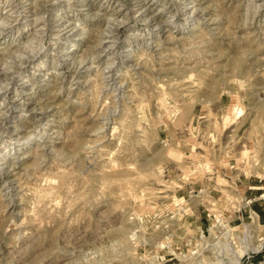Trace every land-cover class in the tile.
Returning a JSON list of instances; mask_svg holds the SVG:
<instances>
[{
  "label": "rangeland",
  "instance_id": "obj_1",
  "mask_svg": "<svg viewBox=\"0 0 264 264\" xmlns=\"http://www.w3.org/2000/svg\"><path fill=\"white\" fill-rule=\"evenodd\" d=\"M250 233L264 0H0V264H232Z\"/></svg>",
  "mask_w": 264,
  "mask_h": 264
},
{
  "label": "bare ground",
  "instance_id": "obj_2",
  "mask_svg": "<svg viewBox=\"0 0 264 264\" xmlns=\"http://www.w3.org/2000/svg\"><path fill=\"white\" fill-rule=\"evenodd\" d=\"M231 230L232 229H230V227H229L225 234L229 235L231 233ZM244 236H245V234L243 235V237ZM253 238H254L253 234H251V233H250V238H247V239H246V237L241 238V248H237L234 251L232 250V252L234 253L233 254V258H232V264H240L242 255L244 253L249 252V251H259V250H261L263 248V246H264V237L261 239V242L259 244H255L253 242ZM220 242H221V240H220ZM220 242H217V244H219ZM216 247H218V246L216 245Z\"/></svg>",
  "mask_w": 264,
  "mask_h": 264
},
{
  "label": "crops",
  "instance_id": "obj_3",
  "mask_svg": "<svg viewBox=\"0 0 264 264\" xmlns=\"http://www.w3.org/2000/svg\"><path fill=\"white\" fill-rule=\"evenodd\" d=\"M253 199V198H252ZM254 200V199H253ZM253 200H252V202H253ZM252 210H255L254 208H251ZM256 214H257V216H258V218H260V213L259 212H257L256 210L254 211Z\"/></svg>",
  "mask_w": 264,
  "mask_h": 264
}]
</instances>
